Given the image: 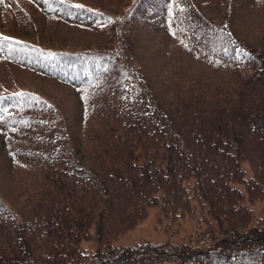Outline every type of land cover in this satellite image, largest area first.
Listing matches in <instances>:
<instances>
[{"label": "trees", "instance_id": "1", "mask_svg": "<svg viewBox=\"0 0 264 264\" xmlns=\"http://www.w3.org/2000/svg\"><path fill=\"white\" fill-rule=\"evenodd\" d=\"M99 1L0 2L83 38L0 24V264H264V0ZM156 205L191 231L113 243Z\"/></svg>", "mask_w": 264, "mask_h": 264}, {"label": "rangeland", "instance_id": "2", "mask_svg": "<svg viewBox=\"0 0 264 264\" xmlns=\"http://www.w3.org/2000/svg\"><path fill=\"white\" fill-rule=\"evenodd\" d=\"M105 1L107 0H102L98 3L104 6ZM108 1L112 3L116 2V0ZM12 12L13 11L11 10L5 13L6 15L4 18L3 15H1L2 19L0 20V24L4 27V30L11 34H18L21 36L29 37L33 41H36V39H40L45 42L53 43L51 45L55 46H60V44H75V39L79 40L81 43L83 42L82 34L79 33V29L57 22H54V24L56 25L48 24V22H42L37 17L38 12H36L34 8H32L27 3H24L22 12H26L28 17L18 20L14 18V13ZM52 25H54V27L51 28ZM78 36L80 37L78 38ZM94 37L95 36H92L89 39L86 38V40L92 39L93 43L98 42L99 40L95 39ZM0 67L5 68V73L9 71L7 70V67L4 63H0ZM39 81L45 86L46 83H49L50 86L48 87L49 90L47 92L50 94V96L54 98H60L64 96L65 100V88H62L61 86L57 87V85L55 83H52V81L38 80L37 82ZM144 160L145 158L142 155L136 157L137 162L143 163ZM153 164L154 163H152L151 165ZM242 164L246 170L245 175L246 177H248L251 174L248 163L245 159H243ZM250 205L254 208L258 216H264V200H258L255 203H251ZM192 223L193 221L187 218L182 221V224L178 228H172L171 230L167 227V220L163 218L160 205L152 206L148 209V214L146 217L140 220L135 227L120 235L118 238L114 239L113 243L116 245H134L140 241H152L155 243H159L169 238L174 240L179 239L183 235L191 231L190 228L192 227ZM90 230L92 236L89 235L88 237L82 239L79 245L82 249L96 250L99 246V243L96 237L95 224L90 227Z\"/></svg>", "mask_w": 264, "mask_h": 264}, {"label": "snow or ice", "instance_id": "3", "mask_svg": "<svg viewBox=\"0 0 264 264\" xmlns=\"http://www.w3.org/2000/svg\"><path fill=\"white\" fill-rule=\"evenodd\" d=\"M77 7H82L81 5H77ZM108 22H113L112 20H111V18H109V21ZM174 35H175V33H173ZM3 39H5V40H7V39H11V38H9V37H3ZM16 95H21V94H16ZM0 119H2V117H0Z\"/></svg>", "mask_w": 264, "mask_h": 264}]
</instances>
